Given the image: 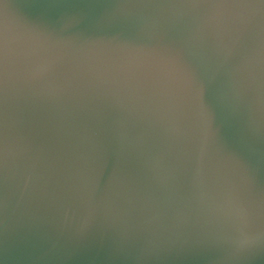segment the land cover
Here are the masks:
<instances>
[{
  "label": "clouds",
  "instance_id": "9594fccd",
  "mask_svg": "<svg viewBox=\"0 0 264 264\" xmlns=\"http://www.w3.org/2000/svg\"><path fill=\"white\" fill-rule=\"evenodd\" d=\"M0 3V264H264V0Z\"/></svg>",
  "mask_w": 264,
  "mask_h": 264
},
{
  "label": "water",
  "instance_id": "95a60500",
  "mask_svg": "<svg viewBox=\"0 0 264 264\" xmlns=\"http://www.w3.org/2000/svg\"><path fill=\"white\" fill-rule=\"evenodd\" d=\"M3 3L11 5L10 22L13 24H25L34 16V0H2ZM0 20H3L2 3H0ZM105 35L111 36L113 34H119L120 39H136L135 30L130 25H119L107 29L101 30ZM151 46V45H149ZM157 55H169V53L158 49L155 53ZM185 59L188 57L185 55ZM206 102H210L214 105L215 115L214 123L220 126L221 134L224 138L226 145H232L235 142V121L225 120L223 113L219 107L215 106V100L211 94L206 90L204 94ZM111 166V160H109V167ZM258 177L261 182H264V164H261L258 169ZM164 264H203L201 260L196 258L190 253L176 252L171 254Z\"/></svg>",
  "mask_w": 264,
  "mask_h": 264
},
{
  "label": "snow or ice",
  "instance_id": "6c2138e0",
  "mask_svg": "<svg viewBox=\"0 0 264 264\" xmlns=\"http://www.w3.org/2000/svg\"><path fill=\"white\" fill-rule=\"evenodd\" d=\"M3 20H0V44H2L3 40ZM17 36L15 34H11L9 37L10 47H11V55L12 58L15 59L18 55V48H17ZM42 67V66H41Z\"/></svg>",
  "mask_w": 264,
  "mask_h": 264
}]
</instances>
